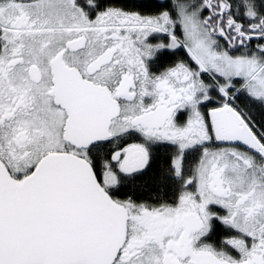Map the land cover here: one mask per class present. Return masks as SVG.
Wrapping results in <instances>:
<instances>
[{"label":"snow or ice","instance_id":"6c2138e0","mask_svg":"<svg viewBox=\"0 0 264 264\" xmlns=\"http://www.w3.org/2000/svg\"><path fill=\"white\" fill-rule=\"evenodd\" d=\"M0 264H264V0H0Z\"/></svg>","mask_w":264,"mask_h":264}]
</instances>
